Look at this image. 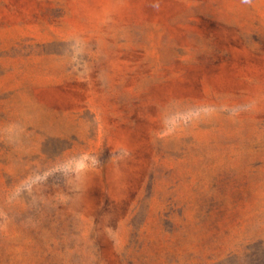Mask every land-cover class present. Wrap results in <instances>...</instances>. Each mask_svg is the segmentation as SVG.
Wrapping results in <instances>:
<instances>
[{
    "label": "rangeland",
    "instance_id": "374dc122",
    "mask_svg": "<svg viewBox=\"0 0 264 264\" xmlns=\"http://www.w3.org/2000/svg\"><path fill=\"white\" fill-rule=\"evenodd\" d=\"M257 251L264 0H0V264Z\"/></svg>",
    "mask_w": 264,
    "mask_h": 264
},
{
    "label": "trees",
    "instance_id": "16d2710c",
    "mask_svg": "<svg viewBox=\"0 0 264 264\" xmlns=\"http://www.w3.org/2000/svg\"><path fill=\"white\" fill-rule=\"evenodd\" d=\"M253 255H255V260L257 262V264H264V253L259 254L258 251L253 253Z\"/></svg>",
    "mask_w": 264,
    "mask_h": 264
}]
</instances>
